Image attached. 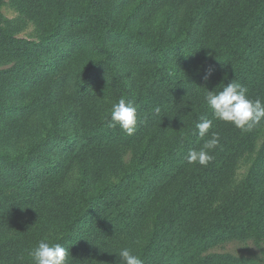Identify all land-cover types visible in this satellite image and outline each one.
I'll use <instances>...</instances> for the list:
<instances>
[{"label":"trees","instance_id":"1","mask_svg":"<svg viewBox=\"0 0 264 264\" xmlns=\"http://www.w3.org/2000/svg\"><path fill=\"white\" fill-rule=\"evenodd\" d=\"M13 2L42 35L6 32L0 12V264H33L41 240L68 250L66 264H120L123 248L143 264H261L208 251L264 241V140L223 193L264 120L236 128L205 96L234 82L264 102V0ZM122 98L132 135L107 126ZM32 113L37 140L22 141ZM201 117L213 120L203 138ZM212 132V159L188 164Z\"/></svg>","mask_w":264,"mask_h":264},{"label":"clouds","instance_id":"2","mask_svg":"<svg viewBox=\"0 0 264 264\" xmlns=\"http://www.w3.org/2000/svg\"><path fill=\"white\" fill-rule=\"evenodd\" d=\"M207 79V76H205ZM248 89L240 83H228L223 86V90L216 93L208 91L205 101L212 110L215 119L231 122L236 128L247 131L254 125L264 120V102L259 98L251 100L247 97ZM157 113L160 108L155 109ZM137 124L136 108L131 102L120 99L111 107L110 117L107 118V126L115 128L119 126L126 134L132 135ZM213 120L205 117L200 118V122L195 125L199 137H205L212 127ZM219 144V134L212 132L211 138L203 143L199 149H190L186 156L188 164L206 166L212 159L209 150L216 148ZM33 264H66L68 250L61 244H50L46 240H41L30 253ZM120 264H143L139 256L134 255L128 248H123L118 253Z\"/></svg>","mask_w":264,"mask_h":264},{"label":"rangeland","instance_id":"3","mask_svg":"<svg viewBox=\"0 0 264 264\" xmlns=\"http://www.w3.org/2000/svg\"><path fill=\"white\" fill-rule=\"evenodd\" d=\"M2 17V27L10 34L29 40H38L42 35V26L32 20L27 14L21 11L13 0H4L0 7ZM7 64L0 61V69L5 68ZM2 97L0 96V102ZM22 126V141H26L31 137V140L36 139L37 131L40 129V118L37 113L28 115ZM37 127V130H35ZM264 140V125L260 127L254 142V149L247 151L238 158L233 175L227 182L223 193L230 192L236 188L242 180H244L247 170L254 158L256 150L260 147ZM22 142H20L21 144ZM125 160L129 159V153L124 156ZM77 172L73 170L65 184V190L72 191L76 187ZM223 197L222 195L220 196ZM209 253H229L232 255H243L259 259L261 264H264V241H256L252 238L231 239L223 241L212 247Z\"/></svg>","mask_w":264,"mask_h":264}]
</instances>
